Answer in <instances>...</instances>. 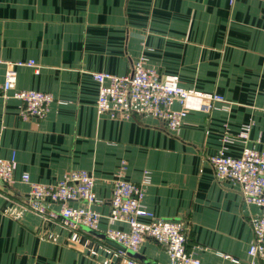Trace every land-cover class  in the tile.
<instances>
[{
  "label": "crops",
  "instance_id": "crops-1",
  "mask_svg": "<svg viewBox=\"0 0 264 264\" xmlns=\"http://www.w3.org/2000/svg\"><path fill=\"white\" fill-rule=\"evenodd\" d=\"M0 58L35 65L17 68L13 90L0 96V158L16 160L12 182H0V264H167L151 239L121 255L103 237L116 178L140 186L155 217L181 221L201 263L246 260L259 209L217 180L208 158L239 156L235 138L246 125L248 146L264 150V0H0ZM139 58L223 102L188 112L174 133L147 114L98 115L91 74L124 76ZM19 90L53 97L43 119H21ZM79 170L94 179L97 232L66 230L27 207L23 174L52 184Z\"/></svg>",
  "mask_w": 264,
  "mask_h": 264
},
{
  "label": "built area",
  "instance_id": "built-area-1",
  "mask_svg": "<svg viewBox=\"0 0 264 264\" xmlns=\"http://www.w3.org/2000/svg\"><path fill=\"white\" fill-rule=\"evenodd\" d=\"M4 66V80L0 83V96L6 97L14 88L16 69L34 68L33 61H9L0 58ZM97 86L95 111L98 115L111 117L129 116L133 112L147 114L165 123L167 130L174 133L181 126L190 111L209 112L223 98L217 94L186 89L175 75H160L145 65L139 58L131 72L116 76L104 72L92 73ZM12 97L21 102L22 120L43 119L53 97L45 92L19 90ZM62 104L64 102L58 101ZM177 105L178 109H173ZM249 126H242L236 140L243 148L239 156L232 157L222 151L210 156L208 161L217 180H228L236 184L242 199L247 204L258 207L259 214L250 220L252 241L246 252V260L228 258L233 264H264V150L248 146ZM232 139L225 136L223 141ZM16 169L14 155L0 158V182L10 184ZM21 180L28 184V209L35 215L57 221L62 228L77 231L84 228L97 232L100 215L89 206L97 203L93 192L94 179L85 170L64 174L52 184L29 182L27 174ZM143 192L140 186L121 178L111 182L109 212L110 225L103 237L120 248V254L135 252L141 242L151 239L164 248L167 264H203L186 249L185 225L181 221L155 217L142 205ZM84 202L82 206L79 203ZM77 203V204H76ZM51 205H57L56 210ZM145 220V221H142ZM116 223H124L127 230L113 228Z\"/></svg>",
  "mask_w": 264,
  "mask_h": 264
},
{
  "label": "water",
  "instance_id": "water-1",
  "mask_svg": "<svg viewBox=\"0 0 264 264\" xmlns=\"http://www.w3.org/2000/svg\"><path fill=\"white\" fill-rule=\"evenodd\" d=\"M128 253H131L130 251H127Z\"/></svg>",
  "mask_w": 264,
  "mask_h": 264
}]
</instances>
